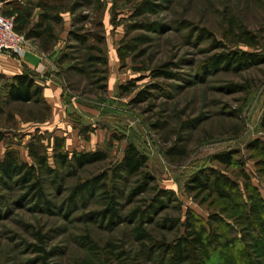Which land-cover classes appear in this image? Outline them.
<instances>
[{"label":"rangeland","instance_id":"rangeland-1","mask_svg":"<svg viewBox=\"0 0 264 264\" xmlns=\"http://www.w3.org/2000/svg\"><path fill=\"white\" fill-rule=\"evenodd\" d=\"M45 5L62 10V22L53 24L58 39L44 51L38 41L26 38V51L38 53L43 67L37 71L25 67L22 72H31L36 81L42 76L61 89L54 99L61 105L64 121L48 126L45 122H50L52 110L44 120H35L43 115L42 106L7 102L6 87L14 75L1 72L0 131L6 136L0 140L27 162H32L27 144L37 134L46 136L45 144L52 136L65 138L64 148L69 152L102 149L108 159L77 173L66 168L58 177L47 176L44 198L51 201V208L23 188L3 190L0 264H168L143 251L148 242L137 239L135 227L140 222L132 216L151 203L159 190L166 192L163 204H155L159 208L151 216L154 222L143 224L157 240L166 236L172 241L183 235L190 208L207 223L211 214L219 215L245 243L251 244L257 236L264 242L258 220L253 218L255 225L249 226L221 210L226 207L224 200L206 192L195 198L185 188L195 172L213 167L227 173L243 190V179L236 176L240 168L216 160L217 155L231 152L243 161L264 199V155L249 149L251 141L264 139V63L242 71L211 64V57L222 51L264 54V0H0V12L12 17L10 12L22 6L31 9L29 20L34 23ZM71 31L105 38V91L98 88L100 75L93 73L89 78L79 70L87 50ZM245 32L256 37V46L243 40ZM95 41L89 37L87 43ZM126 44L134 49L121 60L118 51ZM63 53L73 59L59 62ZM157 70L170 76L155 77ZM127 83L136 88L122 93L119 86ZM143 89H148L150 98L134 102ZM130 142L147 155L154 188L139 193L138 177L118 179L123 189L119 199L123 219L110 227L97 215L105 203L101 192L89 191L75 201L71 192L79 182L120 162ZM173 147H184L185 154L169 155ZM48 152L54 167L52 147ZM234 213L231 210L230 215ZM212 223L227 230L226 225ZM250 253L256 260L253 264H264L261 251ZM249 261L241 260L252 264Z\"/></svg>","mask_w":264,"mask_h":264},{"label":"trees","instance_id":"trees-1","mask_svg":"<svg viewBox=\"0 0 264 264\" xmlns=\"http://www.w3.org/2000/svg\"><path fill=\"white\" fill-rule=\"evenodd\" d=\"M143 7L145 6L143 5ZM143 7L139 9V13L143 12ZM74 8V6L71 7L70 11L74 12ZM41 10L39 19L34 23H30L29 20L31 9H25L22 6L21 8L16 7L15 11L10 12V14L15 18V29L19 33H23L27 39L38 41L40 47L44 51H48L58 39L53 24L62 22V10H57L54 6L50 7L46 5ZM71 35L80 44L84 45L87 50L84 64L78 67L79 70L84 72L89 78L90 74L93 73L100 75L98 82L102 83L98 85V88L105 91L107 88L108 66V57L102 47L105 38L96 33H81L80 31H71ZM89 37L94 38L96 41L94 43L89 42L88 44ZM244 37L245 39L243 40L250 46L258 44L255 36L245 32ZM219 46L222 45H217L216 47L218 48ZM132 49H134V46L130 44H126L123 49H119L118 54L120 59L125 60L128 57L127 52ZM68 58L73 59L72 56L68 57L66 53H63L58 61L61 62ZM254 63H264V54L228 50L216 53L211 57V64L213 66L222 64L225 69L235 71H242ZM169 74L162 70L154 72L155 77L164 76L167 78L170 76ZM1 78L2 75L0 74ZM130 83L134 82L130 81ZM130 83L119 86L122 93L131 92L136 88L135 86H130ZM6 88L5 100L7 102L34 103L42 106L44 113L41 117L35 116V120H44L50 113L51 108L43 94L44 87L36 81L34 74L31 72L15 74ZM149 98L150 93L148 89H143L137 93L133 101L142 102ZM262 126L264 127V113L262 116ZM5 136L4 132L0 131V139H5ZM45 137L44 135L37 134L27 144L28 155L32 162L22 160L19 152L10 145L6 149L4 156H0V199L3 197V190L19 187L23 188L31 196H35L40 202H43L45 207L51 208V201L44 198V184L47 176L58 177L61 175V170L66 168L77 173L87 165L108 159V154L102 149L86 152H79L77 150L69 152L64 148L65 138L52 136V139L48 138L49 144H45L43 141ZM49 147H52L54 167L49 161ZM183 148H170L168 154L184 155L185 148ZM249 149L264 155V139L257 138L251 141ZM216 160L227 166L240 168V172L236 176L243 179L244 189H240L239 184L227 173L213 167H205L199 169L187 180L185 184L186 190L189 193H194L195 198H199L202 193L206 192L210 196H216L224 200L226 207H223L221 210L225 211L229 217L242 218L245 224L249 226L255 225L253 222L254 218L260 222V226L264 231V199L261 197L259 189L250 181V177L244 169L243 161L235 159L234 153L231 152L217 155ZM147 163V155L134 143L130 142L125 149L123 159L110 167L109 171H104L90 179L79 182L73 187L71 192L72 201H75L77 198L83 199L89 191L101 192L105 203L103 208L97 212V215L112 227L116 222L123 219L121 203L119 201L123 189L120 183H118V179L129 181L132 177H138V183L141 182L138 187L139 193H146L154 188L151 186V182L154 179L151 178V174L147 170ZM164 194H166L165 190H159L151 203H146L145 207H139L136 211L132 212V216L140 222L139 226L135 227L137 239L142 242H148L147 245L143 246V251L145 250L147 254H151V256L155 254L159 256L161 261L168 262V264H211L212 262H214L213 264H243L241 262L243 257L250 260L253 264L256 260L251 256L250 250L258 249L264 255V242L258 236L251 244L245 243L244 238H239L235 229L223 221L219 215L211 214L207 223L190 208L187 210L186 220L183 223L185 227L183 235L172 241H169L166 236L159 240L155 239L143 227V224L146 220L148 223L154 222L151 216L159 208L155 204H163L161 197ZM231 210H236L237 213L230 215ZM166 220L170 221L169 219ZM212 222H217L223 226L226 225L227 230L221 226H215ZM218 253L224 256L221 260H219V257H215V254Z\"/></svg>","mask_w":264,"mask_h":264},{"label":"crops","instance_id":"crops-1","mask_svg":"<svg viewBox=\"0 0 264 264\" xmlns=\"http://www.w3.org/2000/svg\"><path fill=\"white\" fill-rule=\"evenodd\" d=\"M38 53H34V51L28 50L26 51L25 55L22 57V59L14 58L11 55L8 54H0V73L6 72L11 73L12 75L21 73L24 68H29L31 70L36 71L39 68H42V63L40 61V58L38 56ZM37 81L40 82L43 87V94L49 105L51 106V116L49 118L50 122L45 124L49 125H56V123H60L64 121L65 114L62 112L61 105L57 100L54 98L58 94L59 90L58 86L54 84L52 81H45V79H42V76L37 78ZM56 85V86H55ZM55 87V88H54ZM58 88V89H56ZM62 110V111H61ZM66 122V121H65ZM47 128V125H46ZM6 151V147L3 143V140H0V156H4V153Z\"/></svg>","mask_w":264,"mask_h":264},{"label":"built area","instance_id":"built-area-1","mask_svg":"<svg viewBox=\"0 0 264 264\" xmlns=\"http://www.w3.org/2000/svg\"><path fill=\"white\" fill-rule=\"evenodd\" d=\"M26 43L25 35L15 29L14 18L0 12V53L22 59L26 53Z\"/></svg>","mask_w":264,"mask_h":264}]
</instances>
